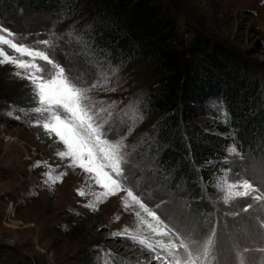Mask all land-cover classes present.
<instances>
[{
  "label": "rangeland",
  "instance_id": "1",
  "mask_svg": "<svg viewBox=\"0 0 264 264\" xmlns=\"http://www.w3.org/2000/svg\"><path fill=\"white\" fill-rule=\"evenodd\" d=\"M164 2L176 19L181 42L189 44L201 37L227 49L264 78V0ZM0 26L15 33L17 43L33 45L35 41L51 39L58 45L49 49L54 59L86 85L98 84L90 95L105 104L97 107L116 102L111 109L116 130L109 138L126 136L127 184L189 245L191 261L183 249H178L181 264H264V199L232 197L225 203L228 185L245 179L259 190L252 195L264 197L261 161L231 154V169L219 181L212 214L194 212L186 200L169 194L146 162L148 155L139 148L141 138L153 124L151 120L136 119L135 108L152 83L144 63L116 68L114 74L113 68L99 62L89 60L90 65H82L81 56L71 47L80 36L83 23L57 14L17 17L0 13ZM5 51L16 55L6 46ZM15 71L10 64L0 65V264H165L156 258L157 254L167 255L158 247L150 251L131 239L112 238L114 233L128 229L138 238L147 236L152 243L160 239L153 237L133 209L124 208V193L109 197L95 212L84 207L100 189L87 180L82 170L69 168L67 160H60L56 153L62 145L49 138L42 127L34 126L36 114L12 107V99L20 94L26 97L27 92L30 97L24 99L25 107L30 110L36 106L29 82L15 76ZM103 115L106 117L107 113ZM15 116L21 118L17 120ZM37 161H46L55 172L67 175L50 188L43 175L48 168L43 164L36 167ZM81 188L87 193L85 196L78 194ZM247 205L252 207L245 211ZM213 229L214 245L209 256L204 257V244ZM167 264L176 262L169 260Z\"/></svg>",
  "mask_w": 264,
  "mask_h": 264
},
{
  "label": "trees",
  "instance_id": "2",
  "mask_svg": "<svg viewBox=\"0 0 264 264\" xmlns=\"http://www.w3.org/2000/svg\"><path fill=\"white\" fill-rule=\"evenodd\" d=\"M0 13H50L83 23L71 47L82 65L144 63L152 83L139 110L153 124L139 148L169 194L194 212L212 214L233 145L264 166V78L201 37L181 42L164 0H0ZM27 93L13 98L12 107L29 110Z\"/></svg>",
  "mask_w": 264,
  "mask_h": 264
},
{
  "label": "snow or ice",
  "instance_id": "3",
  "mask_svg": "<svg viewBox=\"0 0 264 264\" xmlns=\"http://www.w3.org/2000/svg\"><path fill=\"white\" fill-rule=\"evenodd\" d=\"M6 34V35H5ZM16 34L9 29L0 26V65L10 64L16 71L15 76L29 82L32 89V97L36 106L30 110L20 109V112L27 114L29 111L36 114L33 121L34 126L42 127L49 138H55V142L62 145V150L57 151L60 160H67V167L80 169L86 174L87 180L98 186L100 191L93 193L94 199L85 204L84 207L95 212L99 205L104 203L109 197L118 196L121 193V201L124 208L133 209L134 215L146 225L153 237H160L155 243L149 242L147 236L137 237L128 229L114 233L112 238L120 236L128 238L141 246L147 247L150 251L160 248L167 253L165 256L157 254V260H163L165 264L169 260H174L176 264H181L178 249H183L187 253L189 260L192 259V252L189 245L172 227H170L152 207L144 202L140 195H137L133 188L127 184L124 165L128 162L125 149L126 136L117 139H110L109 136L116 130L117 122L112 120L111 109L116 102L113 101L106 107H97V104L104 105V101H94L90 95L97 83L86 85L79 81L78 77H73L70 71L50 55L49 49H54L51 39L35 41L33 45L15 42ZM35 45H43V48ZM5 46L12 49L16 55H9L5 51ZM91 54V53H89ZM118 69L113 68V74ZM107 78H105V83ZM115 91V88L111 89ZM132 108V105H129ZM136 119L142 120L143 114L139 110L138 104L135 108ZM107 113L105 117L103 114ZM19 120L20 116H15ZM131 127L129 132H131ZM230 154H238L235 145L230 150ZM41 164L48 168L44 172V183L50 188L57 183H61L66 172H55L46 161H37L36 167ZM229 192L225 197L228 203L232 197L252 196L253 200L264 199L261 195H252L259 190L248 180H243L235 184L228 185ZM242 188V191H232V189ZM80 196L87 193L83 188L78 189ZM156 205V208H159ZM247 205L245 211L251 208ZM206 238L203 253L208 257L211 247L214 245L213 236ZM167 237V241L164 240ZM175 241H179L177 244Z\"/></svg>",
  "mask_w": 264,
  "mask_h": 264
}]
</instances>
